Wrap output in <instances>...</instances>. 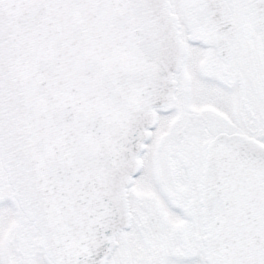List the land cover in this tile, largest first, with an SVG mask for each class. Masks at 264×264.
Segmentation results:
<instances>
[{
  "label": "snow or ice",
  "instance_id": "6c2138e0",
  "mask_svg": "<svg viewBox=\"0 0 264 264\" xmlns=\"http://www.w3.org/2000/svg\"><path fill=\"white\" fill-rule=\"evenodd\" d=\"M0 264H264V0H0Z\"/></svg>",
  "mask_w": 264,
  "mask_h": 264
}]
</instances>
